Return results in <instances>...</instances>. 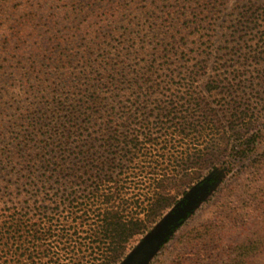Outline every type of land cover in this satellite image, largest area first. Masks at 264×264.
Wrapping results in <instances>:
<instances>
[{"label":"trees","instance_id":"obj_1","mask_svg":"<svg viewBox=\"0 0 264 264\" xmlns=\"http://www.w3.org/2000/svg\"><path fill=\"white\" fill-rule=\"evenodd\" d=\"M256 45L264 0H0V264H120L243 164Z\"/></svg>","mask_w":264,"mask_h":264},{"label":"rangeland","instance_id":"obj_2","mask_svg":"<svg viewBox=\"0 0 264 264\" xmlns=\"http://www.w3.org/2000/svg\"><path fill=\"white\" fill-rule=\"evenodd\" d=\"M249 37L253 38L252 35L245 36ZM259 45H256L258 52L264 48ZM256 58V61L252 60L249 64V68L254 70V76L257 72L264 73V52ZM254 93L250 99L254 102V111L263 117L252 130L257 134L250 156L243 159V164L241 160L235 162L232 170L221 174L215 183L202 186L188 198L180 209L182 222L169 236V240L149 258L147 264H223L222 261L232 264L241 249L250 244L253 246L241 253L239 264H264V163L259 166V170L249 166L257 153L264 154V90L257 88ZM5 175L7 178L4 179ZM13 175L16 176V172L4 170L1 166L0 188L4 185L2 180L11 179ZM7 202L1 205H10ZM175 210L167 209L155 226ZM203 228L211 230L213 240L202 242L201 250L200 244L185 247L183 238L189 232ZM139 242L140 239H133L127 246L126 255Z\"/></svg>","mask_w":264,"mask_h":264},{"label":"water","instance_id":"obj_3","mask_svg":"<svg viewBox=\"0 0 264 264\" xmlns=\"http://www.w3.org/2000/svg\"><path fill=\"white\" fill-rule=\"evenodd\" d=\"M191 193L188 198L192 195ZM181 207L167 217L131 250L120 264H145L169 232V227L182 217Z\"/></svg>","mask_w":264,"mask_h":264}]
</instances>
